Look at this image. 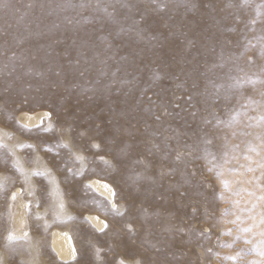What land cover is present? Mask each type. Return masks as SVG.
<instances>
[{"label":"rangeland","instance_id":"obj_1","mask_svg":"<svg viewBox=\"0 0 264 264\" xmlns=\"http://www.w3.org/2000/svg\"><path fill=\"white\" fill-rule=\"evenodd\" d=\"M165 2V8L157 9L149 0H131L136 7L129 9L116 0H100L99 5L96 0H0V142L5 145L0 148L3 264H83L85 259H95L96 248L105 250L101 255L108 264L121 257L131 261L137 250L153 260L193 264H250L264 260L256 251H248L262 237L241 231L253 221L240 208L251 207L245 202H256L255 197L247 192L233 195L236 189L262 194L252 178L261 175L257 164L264 158V145L257 139L264 135V126L259 123V117L264 115V58L259 54V37L264 36V7L260 6L264 0H251L248 5L241 0H215V8L207 10L200 6V0ZM82 3L86 6L81 7ZM229 3L233 6L227 7ZM134 20L138 23L133 24ZM155 27L160 31H153ZM132 29L142 31L143 38H138ZM189 40L194 46L188 47ZM166 45H170L165 50L174 59L161 62L157 54ZM66 50L70 56L65 55ZM132 52L143 58V63L137 61L139 70L128 58ZM69 59L80 63L69 66ZM165 63L172 65L176 78L152 80L150 70L164 75L168 71ZM69 67L79 70L66 78L56 75ZM38 110L51 112V121L47 117L34 128H25L19 122L20 112ZM70 114L76 119H70ZM49 123L54 128L45 131ZM97 125L115 135L117 143H106ZM165 136L173 137L170 148H164ZM175 137H179L181 151L195 149L193 156L198 158L191 167L206 182L204 196L197 198L202 205L207 202V211L202 207L204 214L197 219L185 216L168 221L161 216L153 235L148 237L151 243H144L141 233L135 237L138 247L125 249L119 246L120 234L126 233L125 220L104 210L107 201L91 190L87 180L98 177L109 181L118 193L116 203L127 205L128 200L120 198L132 184L127 177L152 174L133 160L141 156L153 159L148 155L151 141L161 144L163 151L174 153L178 147ZM121 140L125 143L121 144ZM141 140L142 146L137 144ZM93 143L101 147L94 148ZM249 143L261 151L250 152ZM120 149L128 155L117 158ZM152 151L155 153V149ZM74 154L85 158L83 165ZM161 154L156 153V158ZM245 154L252 160H246ZM98 155L105 156L116 168L98 160ZM16 161L28 174L27 181L16 168ZM249 164L257 170L246 171L244 166ZM230 168L239 171L230 172ZM37 170L48 175L36 176ZM170 179L181 177L177 173ZM53 180L65 200V210L58 208ZM223 180L231 182L233 191L224 186ZM138 183L149 186L146 180ZM13 193L15 200L11 198ZM19 198L27 208L26 223L21 228L14 219ZM233 200L241 204L234 206ZM145 206L150 221L156 220L153 213L163 211L152 201ZM225 209L230 211L226 214ZM87 213H98L106 219L110 226L106 234L89 224ZM132 215L137 214L134 211ZM237 215L242 220L230 223ZM130 222L138 227V218ZM169 223L184 228L179 234L183 238L180 248L167 243L169 234L162 229ZM54 227L71 233L76 260L58 259L51 248ZM260 230L258 227L253 232ZM10 234L17 238L9 240ZM248 239L252 244L246 242Z\"/></svg>","mask_w":264,"mask_h":264},{"label":"snow or ice","instance_id":"obj_2","mask_svg":"<svg viewBox=\"0 0 264 264\" xmlns=\"http://www.w3.org/2000/svg\"><path fill=\"white\" fill-rule=\"evenodd\" d=\"M151 4H154L157 9L165 8L167 6L165 0H149ZM251 0H241V3L244 5L250 4ZM97 5L100 4V0H96ZM116 3L121 4L124 8H134L136 7L134 4L131 3V0H116ZM86 4L82 3L81 7H85ZM195 6V5H193ZM200 6L207 10L208 8H215V0H200ZM233 5L231 3L227 4V7H232ZM260 7H264V5H261ZM105 12H107V8L103 9ZM110 16H113V13H109ZM141 19L145 21V23H148L146 18L141 15ZM70 22V21H69ZM138 21H133V24H137ZM253 24L256 23L255 20L252 21ZM131 27V26H130ZM135 31V34L138 38H143L142 31H138L136 29H132ZM153 31H160L159 27L153 28ZM119 34V33H117ZM106 39V38H104ZM260 40V57L264 58V36L259 37ZM108 47H111L112 45L109 43L107 45ZM194 46V42L192 40L188 41V47ZM170 49V45L162 46L160 49L159 54H157V59L161 62L169 61L170 59H174V57H169L168 51L165 49ZM66 56H70L71 53L66 50L65 51ZM131 59V62L136 65L137 70H139V64H137V61L139 63H143V58L138 57L135 52H132L129 54V57ZM69 66L73 65H79V60H71L69 59L68 62ZM152 61H148V64H151ZM148 64H145L144 67H148ZM164 66L168 69L167 72L164 73V75L161 74V71H158L156 69L150 70V77L152 80L157 82H162L164 77L167 76L170 79H175V71L170 63H165ZM79 70L75 69L74 67H69L66 70L58 71L56 75L61 78H66L67 75H69L72 71ZM86 70V69H85ZM84 72L81 71L80 75H83ZM42 75V73H40ZM115 75V73H113ZM264 82V81H262ZM122 83H130L129 81H122ZM264 95V93H262ZM191 98V97H190ZM166 111V109H165ZM49 121L52 119V113H46L45 114ZM191 115L195 116V113H192ZM70 119L75 120L76 117L74 114H70ZM156 119L159 120L160 116L157 115ZM41 123H43V120H41ZM259 123L261 126H264V115H261L259 117ZM147 127V125H145ZM25 128L28 127V125H24ZM100 129L102 133H104L105 141L108 144L115 145L117 143V137L113 135L110 131H108L105 128H101L100 125L96 126ZM54 128V125L52 123H49L48 126L44 129L45 131H52ZM72 128V124H69L68 130L70 131ZM81 136L84 135V133H80ZM153 135H158V133H153ZM178 143V147L175 150V152L171 151H163L161 149V144L155 143V141H151V148L148 149V155L152 156L153 159H148L144 156H141L139 159L133 160L134 164H140L144 165L145 170L151 171L152 174L148 176H143L141 174H137L135 178L132 176L127 177V179L132 181V184L129 185V191L122 197L121 199H127L128 203L127 205L121 206L116 203V200L118 198V193L116 189L112 187V185L104 183L103 187L108 190L110 197L106 198L108 206L104 208L106 212H113L117 217H119L121 220H125V223L123 225L124 229H126V233L120 234L119 239V246L125 248V249H134L137 248L135 244V237L140 236L141 233H143L142 241L144 243H151V241L148 239V237H151L153 235L154 228L157 224H159L160 217L164 216L166 220L172 221L176 219H183L185 216H189L192 219H197L204 213L201 212V208L204 207V211H207V202H205V205L201 204L200 199L197 197H203L204 192L202 189H204L206 182L204 181L203 177L198 178V170L196 168H192L191 164L194 163L195 159L198 157L193 156V151L183 152L179 148V137H175ZM173 139L171 136H165L164 141L162 143L164 144V148H170L169 141ZM257 139L260 140V143L264 145V135H258ZM121 144L125 143L123 140L120 141ZM204 143H211L209 140H205ZM137 144L142 146L144 142L137 141ZM29 148L34 147L33 145H26ZM64 147H68L67 144L63 145ZM94 148L99 149L101 147L98 143H93L91 145ZM5 145L0 142V148H4ZM185 147L191 148V145H185ZM152 149H155V153L152 151ZM248 150L250 152H257L259 153L261 151L260 148L256 147L255 145H252L249 143ZM156 153H162L159 158H156ZM127 156L128 153H124L123 149H120L117 151V158H121V156ZM225 156L228 155L227 152L224 153ZM74 158L78 161H80L81 165L84 164V157L82 155L74 154ZM235 158V157H233ZM246 160L251 161L252 157L248 154H245L244 157ZM97 159L102 161L103 163L107 164L109 167L116 168L115 165L111 164L105 156H97ZM171 161L168 163V161ZM7 163V161H5ZM15 166L22 175H24L25 180H28V174L25 172V170L19 165V162H14ZM246 168V171L248 172H254L257 170V168L261 169V175L258 177H253L252 181H255L256 186L261 190V195L257 196L254 191H250L248 189H236L233 191L231 188V182L228 180H223V184L226 188L229 189V191H233V195L240 196L242 192H247L248 196L255 197L256 202L252 201H246V204H250L251 207H241L240 212L241 213H248V219H251L253 223L246 228H242L241 231L244 233H253V236L259 235L262 237V239L253 245L252 249H249L248 251H256L260 256L264 257V208H261V202H264V183H261V181H264V158H262L258 164L257 168H253L251 164L244 166ZM117 172H119V169H116ZM230 172H236L239 171L237 168H230L228 169ZM179 173L181 179L180 180H172L170 177H174ZM81 174H83L81 172ZM221 176L223 175V172L219 173ZM34 175L36 176H46L48 175L45 171H39L37 170ZM140 180H146L149 182L148 187H141V185L138 183ZM252 181H249L251 183ZM55 183V181H52ZM91 187V185H88ZM44 195H47V189L44 190ZM13 200L16 199V193L12 194L11 197ZM220 198L223 199V194H220ZM152 201L154 205L158 207V209H163V211L157 210L153 215H155L156 220L150 221L149 220V213L148 208L145 206L147 202ZM232 204L234 206H239L241 204L240 200H233ZM64 208V203L61 202L59 204V209ZM257 209H260L257 211ZM135 211L137 214L136 217L132 215V213ZM225 213L227 214L230 210L225 209ZM127 218V219H125ZM138 218L139 224L138 227H133V222ZM98 220L99 217H96ZM89 223L91 224L92 218H88ZM242 220L241 215H237L236 219L234 221H230V223H236ZM95 227V225H93ZM261 227V230L259 232H253V229ZM109 224L105 221L103 222V227L97 229L100 233H105L106 229H109ZM163 231H166L169 234V238L167 243H169L172 247L180 248L182 247V236H180V233L184 232L183 227H177L173 224H166ZM228 234L231 235V230H227ZM200 235H203V232L200 233ZM14 234H10L8 239H16ZM240 237H237L239 239ZM247 243L252 244V240L248 239L246 240ZM153 248H155V245H152ZM111 250V248H109ZM105 250L102 248H96L95 250V259L89 262L87 259L83 261V264H96L97 261L100 262V264H108V262L104 259V257L101 255L102 252ZM210 251V249H209ZM73 252L75 253V248H73ZM134 257L131 261H128L124 258L117 259L114 264H193L192 261H178V260H166V261H159V260H153L151 256L146 255L144 252L136 251L134 252ZM232 259H235V257H231ZM73 259L76 260L77 257L74 255ZM0 264H3V258L0 257ZM250 264H264V260L260 261H252Z\"/></svg>","mask_w":264,"mask_h":264},{"label":"bare ground","instance_id":"obj_3","mask_svg":"<svg viewBox=\"0 0 264 264\" xmlns=\"http://www.w3.org/2000/svg\"><path fill=\"white\" fill-rule=\"evenodd\" d=\"M46 113H49V112L46 110H38V111H34V112L23 111V112H20L18 114V120L23 125H28V127L34 128V127H37L41 124V120H44L45 118H47V116L45 115ZM0 137H2L1 132H0ZM87 183H88V185L89 184L91 185L90 188L96 195L104 198L105 200H106V198L110 197V194H109L108 190H106L103 187V184L104 183L110 184L115 189V187L112 183H110L109 181H107L105 179H101L98 177H92V178L88 179ZM53 189L58 194V199H57L58 208H59V204L61 202H63L64 208L62 210H65L66 209L65 200L61 196L60 188H59L57 182H55ZM59 210H61V209H59ZM26 217H27V208H26L23 200L21 198H19L18 205H17V207L14 208V219L18 225L17 227L21 228L22 226L25 225ZM89 217L92 218V222H91V224L90 223L89 224L92 227H93V225H95L94 228H96V229L102 228L103 222L106 221V219L103 218L98 213H87L85 215V218L88 222H89V220H88ZM96 217H99V219L97 220ZM51 248L56 253L58 259L63 261V262H70L71 260H73V256L74 255L76 256V254H77L75 242H74V239H73L71 233L68 230L61 229L59 227H54L52 229ZM73 248H75V253L73 252Z\"/></svg>","mask_w":264,"mask_h":264}]
</instances>
